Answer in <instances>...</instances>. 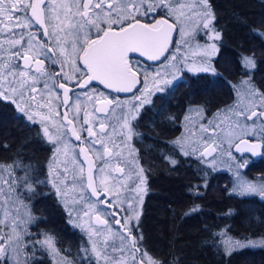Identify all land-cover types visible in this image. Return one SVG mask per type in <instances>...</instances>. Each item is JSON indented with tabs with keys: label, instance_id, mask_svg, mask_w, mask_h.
Returning a JSON list of instances; mask_svg holds the SVG:
<instances>
[{
	"label": "snow or ice",
	"instance_id": "snow-or-ice-1",
	"mask_svg": "<svg viewBox=\"0 0 264 264\" xmlns=\"http://www.w3.org/2000/svg\"><path fill=\"white\" fill-rule=\"evenodd\" d=\"M215 18L210 0H0V24L4 25L0 33L8 37L0 41V101H8L33 124L39 123L43 137L53 145L49 182L58 196L66 198L61 184L67 187L70 172L67 163L60 168L59 157L61 153L68 157L69 143L74 138L80 142L77 146L82 157L78 174L75 168L71 169L74 188L76 184L81 188L79 199L85 200L83 193L90 192L97 198V204L104 203L115 209L119 201L122 207L121 189L131 179L122 163L124 149L131 155L127 143L132 139L131 120L141 115L145 105L152 103V97L176 86L185 72L219 75L212 67L213 57L219 51L217 42L222 40L221 32L213 26ZM193 23L195 28L190 33L186 29ZM34 25L40 26L46 39L26 31ZM201 26L211 43L197 45L201 59L190 61L186 53L182 55L184 46L189 43L186 37L199 32ZM177 31L181 41L173 36ZM239 63L246 71L239 82H229L236 97L232 105L218 109L212 118L206 116L202 106H189L184 116L186 125L193 113L207 123L199 124L200 140L187 141L182 134L174 141L184 156L198 154L201 163L209 162L207 158L221 146L219 133L224 131L225 124L228 127L224 139L230 146L238 140L236 151L256 156L264 150V90L253 81L255 58L242 56ZM57 64L59 71H48L49 66ZM153 65L156 66L154 72ZM94 82L111 92L129 93L131 98L121 101L110 97L95 88ZM77 88L79 92H75ZM61 106L63 113L59 110ZM81 112L84 113L82 120ZM169 119L176 120L175 117ZM257 123L261 126L260 143H250L248 138L257 135ZM227 155L235 159L231 151ZM113 159L117 160L116 164H112ZM167 159L172 164L177 163L175 159ZM95 161L103 162L99 168L102 176L94 174ZM76 163L77 157L73 156V164ZM210 163L215 167V158ZM242 167L245 164H237V168ZM142 173L140 169L141 184L144 183ZM39 183L43 182L33 178L30 166L22 159L0 163V212L3 213L0 264H29L24 237L27 224L34 218L27 211L26 218L19 213L21 208H28L25 193L28 199L39 194L36 188ZM101 190L104 199H101ZM137 191H142L139 185ZM232 191L241 196L257 194L264 198V182L240 178ZM12 208L16 209L15 216ZM89 208L95 213V224L100 227L87 228L90 249H81L84 253L81 264H92L93 257L95 264H164L150 256L146 249L142 250L143 236L135 234L139 224L132 225V220L138 222L140 217L131 201L132 214L121 218H117L114 210L109 217L97 211L94 204ZM84 215L88 216L89 212ZM219 236L229 256L239 249L264 247V239L235 240L226 232ZM37 243L59 255L51 236L46 235ZM63 264H74V261L65 258Z\"/></svg>",
	"mask_w": 264,
	"mask_h": 264
},
{
	"label": "trees",
	"instance_id": "trees-1",
	"mask_svg": "<svg viewBox=\"0 0 264 264\" xmlns=\"http://www.w3.org/2000/svg\"><path fill=\"white\" fill-rule=\"evenodd\" d=\"M210 4L216 17L213 26L222 34L213 60L219 75L189 76L188 88L175 95L183 102L188 100L189 106H202L206 114L235 101L230 83L239 82L246 71L239 63L242 56L255 58L253 81L264 90V0H210ZM161 107L156 118L149 107L141 111L146 136H132L131 140L146 178L135 233L143 236L142 250L164 264H264V247L239 249L229 256L219 236L226 232L235 240L264 239V198L230 192L228 171L201 163L199 156L181 154L163 119L170 110ZM136 127L133 121V130ZM33 136H43L37 125L19 114L15 105L0 101V163L16 158L25 164L28 161L33 178L43 182L36 186L38 195L28 199L25 193L24 202L34 218L24 237L29 264H55L46 247L37 243L46 235L53 238L60 257L81 264V249L88 247L85 235L71 223L46 182L48 152L46 148L42 152ZM231 151L237 158L249 159L242 172L245 178L264 179V150L257 158ZM167 157L177 163L172 164Z\"/></svg>",
	"mask_w": 264,
	"mask_h": 264
},
{
	"label": "rangeland",
	"instance_id": "rangeland-1",
	"mask_svg": "<svg viewBox=\"0 0 264 264\" xmlns=\"http://www.w3.org/2000/svg\"><path fill=\"white\" fill-rule=\"evenodd\" d=\"M5 23H7V22L5 21ZM13 23H15V22H13ZM3 28H4V25L0 24V29H3ZM194 28H195V25L193 23V24H189L187 26L186 30H188L191 33ZM26 31H31L33 35H36L39 37V34L36 31L35 25L33 26L32 29L26 30ZM7 38L8 37H7L6 33H0V41H6ZM186 39H188L189 43H188V45L184 46L183 51H182V55L184 53H186L188 55L190 61L199 62L201 59V56H200V49L197 45H204L205 43H211V41H209L208 37L204 35V30H203L202 26H201L199 32L193 33L189 37H186ZM176 41H181V35L178 31L176 34ZM4 47H5V49L8 47L6 42L4 43ZM4 55H7V53L5 52ZM215 56L213 57V60H214ZM213 60H212V67L214 66ZM155 71H156V69H155ZM56 83H58V81H56ZM79 91H76V92H79ZM139 94L140 93H137V95H139ZM130 98H131V95L126 96V97H121L119 99L121 101H124L125 99H130ZM73 103H75V98H73ZM16 110L19 114H23V113H20L17 108H16ZM125 111H127V109H125ZM117 113H119V109H117ZM83 115H84V113L81 112L80 113L81 120L83 119ZM23 117L26 120H28L26 115L23 114ZM221 119H223V117H221ZM134 120L135 119L131 120V126H132V123ZM29 122H30V124H33L31 121H29ZM200 123L206 124L207 121L201 120L194 113L192 115V120L190 122H188L187 125L184 123V134L183 135L186 137L187 141L200 140L201 135H202L199 131V124ZM36 125L39 129V132L43 135L40 124L36 123ZM227 127H228L227 124H225L224 131H220V133H219V141H220L221 146L218 148L217 152L213 153L212 157L207 158V160L209 162H206V163L208 165L212 166L210 161H212L213 158H215V168L218 170H222V171H228L229 174L231 175L230 192H232L234 194H238V193H235L232 191L233 186H234V184H236L238 182V179L242 178L244 180H247L249 182H254V183L264 182V179L249 180V179L245 178L243 176V173H242L244 167L237 168V164L238 163L239 164H245V166H246L249 162V159L237 158L234 154H232V156L235 157V159H232L227 155V153L229 151H231L233 144L237 141V140H235L233 142V144L230 146L228 144L227 140L224 139V132L227 131ZM255 131H256L257 135H255L253 137H249L248 139L256 140L260 136L261 126L259 123H257V125L255 126ZM192 133H195V135H192ZM83 135L86 136L87 135L86 132ZM132 135H133V130H132ZM131 140L127 141L128 145H130V148H131V155H129V150L126 148V149H124V156L122 158V163H123V167L125 168V173L129 174L131 176V179L128 180L127 186L125 188L121 189V200L123 201L122 207L120 206L119 201L116 202L117 207H115L116 211L122 217L132 214L131 210H129V201H131L135 212L140 214V206H141V202L143 200V196L145 193V183H146L145 173L143 171L142 176H143L144 183L141 184L139 173H140V169H142V167L140 166L138 158H137L136 153H135V150L132 147ZM257 141H258V139H257ZM197 146H199V145H197ZM61 148H63V142L61 143ZM231 153H232V151H231ZM73 156L77 157V163L76 164H73ZM196 156H199V155L197 154ZM52 157H53V145H52V152L48 156V159H47L48 169H47V175H46V182L49 184V186L51 187V189L55 193V195H56L57 199L59 200V202L61 203L63 209L65 210V212L69 216L71 223L74 226H76L80 231H82L84 233L86 241H87V245L90 249V244L88 242L87 228L88 227L98 228L100 226L95 224V222H94V214L95 213L90 210L89 205L94 204L97 211H101L103 215L110 217L109 211L106 210L105 208H103L100 205V203L97 204L96 201L93 200L88 195V192L83 193L86 196L85 200L79 199L80 195L82 194L81 188H80L79 184H76L75 188H74L72 172H71V169L75 168L76 173L78 174L79 161H81V158L79 157L78 147L76 149L75 154L71 153V151L68 149V157L67 158H65L63 153H61V155L59 157L60 168L63 169L64 164L67 163V166L70 169L69 177L67 180V187H64V185L61 184V191L67 193L66 198H62L61 196H58L55 188H53L52 184L49 182L51 179L49 176V166H50V163L52 161ZM93 157H94V154H93ZM95 163L97 165V168L95 169L94 174L97 177L102 176L103 174L99 172V168L103 166V162L102 161H95ZM116 163H117V160L113 159L112 164H116ZM237 173H239V176L237 175ZM61 179L63 180V177H61ZM97 183H99V180H97ZM138 185H139L140 189H142V191H137ZM249 195H251V194H249ZM255 195H257V194H255ZM258 196H260V195H258ZM65 204H67V207H65ZM25 211L29 212L32 216V213H31L29 207L27 208V210L21 208L19 214L22 218H26L25 217ZM11 212L15 216L16 209L12 208ZM85 212H89V215L85 216L84 215ZM2 218H3V213L0 212V219H2ZM31 222L27 224V228L31 224ZM136 224H137V221L135 219H133L132 225L135 226ZM0 228H3V225H0ZM113 228H116V227L113 225ZM109 251H111V250L109 249ZM51 254L55 258L57 264H63L64 258H62L58 255H54L52 252H51ZM93 260H94V264H95V258L94 257H93Z\"/></svg>",
	"mask_w": 264,
	"mask_h": 264
},
{
	"label": "flooded vegetation",
	"instance_id": "flooded-vegetation-1",
	"mask_svg": "<svg viewBox=\"0 0 264 264\" xmlns=\"http://www.w3.org/2000/svg\"><path fill=\"white\" fill-rule=\"evenodd\" d=\"M161 17H157V19H159ZM35 28H36V31L37 33L39 34V38L40 39H46L44 36H43V30L40 29V27L38 25H35ZM176 34L177 32H174L173 33V36L176 40ZM95 35V32H93V36ZM175 47H173V51H175ZM171 55V54H169ZM148 64H152V62H148ZM214 67V66H213ZM215 68V67H214ZM156 69V66L153 65L152 66V71L154 72ZM216 70V73H217V69L215 68ZM48 71L50 72H53L55 73L56 71H59V65H55V66H49L48 67ZM196 75H208V76H213L215 77L216 75H213L211 72L209 73H199V74H195V73H187L185 72L184 76H183V79L176 82V86L172 87L167 93L165 94H157L156 96L152 97V103L150 104H147L144 106L145 107H149L150 108V111L149 113L155 115V118L157 117V115L160 113L159 109H161L162 107L161 106H165L167 109H169L170 111L166 112L167 116L163 117V119H166L167 121V125H169V134L168 136H174L173 138H171V140H176L178 137H180L182 134H184V116L185 114L188 112V108H189V105H188V100H180L179 98H177L175 95H177V93L179 92V89L181 88H188V77L189 76H196ZM59 83V81H58ZM94 87L97 88V89H100L108 94H110V97H115V98H121V97H126V96H129L131 94L129 93H115V92H111L110 90H107V89H104L103 87L99 86V85H96L94 84ZM76 91H79V89H75V92ZM175 96V97H174ZM61 98V97H60ZM162 99V100H161ZM195 106V105H193ZM143 108V109H144ZM62 109V106L60 107V112L62 113L61 111ZM142 109V110H143ZM217 111L216 110H213L211 111L210 114H206V116L208 118H211L213 117L212 115L216 114ZM23 116V114H22ZM169 117H175L176 120L175 122H173L171 119H169ZM141 121V115L138 116L134 122H136L137 124V127L135 128V130H133V135L132 136H146L145 134L146 133H143V128H142V123L140 122ZM148 136H152L151 134H148ZM33 138L35 139V141L42 147V152L45 150V148L47 149V155H46V160H45V169L47 171L48 169V166H47V159H48V156L51 154L52 152V144L48 143L46 138H44L43 136H33ZM132 143V142H131ZM80 142L78 141H75L74 138H71L70 140V143H69V150L71 151V153H76V149H77V145H79ZM47 146V147H46ZM177 146V145H176ZM132 147L133 149L135 150V153H136V156H137V153H138V149L133 145L132 143ZM178 147V146H177ZM79 149V148H78ZM180 150V149H179ZM181 154H183L181 151H180ZM43 155V153H42ZM81 158V157H80ZM26 165H29V162L27 161ZM30 166V165H29ZM42 167V166H41ZM96 169V168H95ZM103 191V190H101ZM89 195V194H88ZM90 196V195H89ZM91 197V196H90ZM92 198V197H91ZM103 198V197H102ZM101 198V199H102ZM93 199V198H92ZM96 201V200H95ZM101 205V203H100ZM102 206V205H101ZM103 207V206H102ZM105 208V207H103ZM106 210L109 211V214H111L110 210L105 208ZM114 211L118 214L119 218H121L122 216L116 211V208L114 209ZM113 225L115 227H117L114 223ZM46 247V246H45ZM55 247V246H54ZM28 247H26L25 249V256L28 258ZM47 249V247H46ZM56 249V247H55ZM47 252L49 253V255L52 257L53 259V263L57 264L56 263V260L55 258L52 256L51 252L49 251V249H47ZM58 252V251H57ZM60 256V254L58 255Z\"/></svg>",
	"mask_w": 264,
	"mask_h": 264
},
{
	"label": "water",
	"instance_id": "water-1",
	"mask_svg": "<svg viewBox=\"0 0 264 264\" xmlns=\"http://www.w3.org/2000/svg\"><path fill=\"white\" fill-rule=\"evenodd\" d=\"M38 26H39V25H38ZM39 27H40V26H39ZM94 84L99 85L98 82H94ZM99 86L103 87L102 85H99ZM62 99H63V95H62V90H61V100H62ZM61 111H62V113H63V111H64V108H63V107H62ZM238 142H239V141L237 140V141L233 144V146H232V150H233L235 153H238V154H248V155L251 156L252 158H257V157H259V156L261 155V154H258V155H256V156H253L251 152H238V151H236L235 144L238 143ZM249 142H250V143H259L258 141L251 140V139H249ZM81 160H82V157H81ZM84 167H85V175H86V173H87V164H85ZM94 170H95V169H93V171H94ZM89 194L91 195L90 192H89ZM102 197H103V191H101V198H102ZM93 198H94V199H97L96 197H93ZM102 199H104V197H103ZM101 205H102L103 207L109 209L111 213H112L113 210H114V209H112V208H109V207H108L106 204H104V203H101ZM117 218H119L118 215H117Z\"/></svg>",
	"mask_w": 264,
	"mask_h": 264
},
{
	"label": "bare ground",
	"instance_id": "bare-ground-1",
	"mask_svg": "<svg viewBox=\"0 0 264 264\" xmlns=\"http://www.w3.org/2000/svg\"><path fill=\"white\" fill-rule=\"evenodd\" d=\"M95 171V170H94ZM88 194H89V192H88ZM90 195V194H89ZM91 196V195H90ZM92 197V196H91ZM93 198V197H92ZM94 199V198H93ZM94 200H97V199H94Z\"/></svg>",
	"mask_w": 264,
	"mask_h": 264
}]
</instances>
